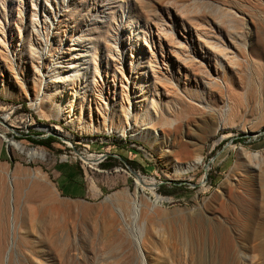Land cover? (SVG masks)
I'll return each instance as SVG.
<instances>
[{
  "label": "rangeland",
  "instance_id": "374dc122",
  "mask_svg": "<svg viewBox=\"0 0 264 264\" xmlns=\"http://www.w3.org/2000/svg\"><path fill=\"white\" fill-rule=\"evenodd\" d=\"M263 165L264 0H0V264H264Z\"/></svg>",
  "mask_w": 264,
  "mask_h": 264
},
{
  "label": "bare ground",
  "instance_id": "6f19581e",
  "mask_svg": "<svg viewBox=\"0 0 264 264\" xmlns=\"http://www.w3.org/2000/svg\"><path fill=\"white\" fill-rule=\"evenodd\" d=\"M146 45V44H145ZM147 47H148V45H147ZM209 49H211V48H209ZM215 51V50H214ZM219 51V50H218ZM152 52H150V54H151ZM66 54V53H65ZM171 54V53H170ZM173 54V53H172ZM171 54V55H172ZM156 55V54H155ZM178 55V54H177ZM87 56V53L86 52H82L80 55H79V60H83V58L84 57H86ZM151 56V55H150ZM173 56V55H172ZM174 56H176V55H174ZM180 56V54L177 56V57H179ZM188 56V55H187ZM186 56V57H187ZM214 56V55H213ZM212 56V57H213ZM218 56V55H217ZM227 56V55H226ZM52 57V56H51ZM65 57V55L63 56L62 55V57L61 58H64ZM180 57H182V56H180ZM186 57L184 58V59H186ZM225 56H222V58H224ZM231 57V56H230ZM75 58V57H74ZM151 58V57H150ZM153 58V57H152ZM165 58V57H164ZM192 58V57H191ZM75 60V59H74ZM77 60H78V58H77ZM150 60H152V59H150ZM150 60H148V61H150ZM157 60V59H156ZM218 60V59H217ZM73 61V60H72ZM153 61V60H152ZM190 61V60H189ZM192 61V60H191ZM202 61V60H201ZM43 62V61H42ZM179 62V61H178ZM185 62V61H184ZM203 62V61H202ZM153 63H155V62H153ZM182 63H183V60H182ZM181 63V64H182ZM40 64V63H39ZM152 64V63H151ZM156 64V63H155ZM60 65V64H59ZM34 66V65H33ZM42 66H44V65H42ZM78 65H77V63H76V61H73V62H71V64L70 65H61L60 67H59V70H58V75H56L54 78H53V80L51 79V82H50V84L51 83H58V85L59 84H64V83H66V82H68L69 81V76L71 75L70 73L71 72H73V69H75L76 67H77ZM191 66V65H190ZM189 66V67H190ZM37 67V66H36ZM36 67H34V69H36ZM180 67V66H179ZM191 68V67H190ZM220 68H221V70H219V71H216L215 73H210L209 72V70L208 71H206L207 72V75H206V77L205 76H202V73H200L201 74V76L203 77V78H205L206 79V81H205V86H221V84H224V83H226L227 81H228V78H227V74H226V70H225V67H224V65H220ZM43 69H45V68H43ZM155 69V68H154ZM187 69V68H186ZM32 70V69H31ZM155 71V70H154ZM36 72H37V70H36ZM33 73V72H32ZM46 73H47V71H46ZM158 73V72H157ZM162 74V73H161ZM34 75H35V72H34ZM166 75V74H165ZM197 75V74H196ZM159 76V75H158ZM163 76H164V74H163ZM170 76V75H169ZM168 77V76H167ZM167 77L165 76V77H163V79L164 80H166L167 79ZM153 78L154 79H158L157 78V76H156V74H155V72H153ZM166 78V79H165ZM160 79V78H159ZM36 80V79H35ZM161 80H162V78H161ZM159 81L160 82V84L163 82V81ZM170 80V79H169ZM154 81V80H153ZM167 81V80H166ZM194 81V80H193ZM203 81V80H202ZM35 82H37V81H35ZM49 82V81H48ZM165 82V81H164ZM163 82V83H164ZM153 83V82H152ZM169 83H170V81H169ZM168 83V84H169ZM160 84H158V85H160ZM167 84V83H166ZM165 84V85H166ZM203 84V83H202ZM57 85V86H58ZM65 85V84H64ZM154 85V84H153ZM164 85V86H165ZM167 86V88H169L168 87V85H166ZM170 86V85H169ZM199 86V85H198ZM153 87H155V86H153ZM162 87H163V85H162ZM207 88V87H206ZM67 89V88H66ZM65 89V90H66ZM166 90V88L164 89V91ZM56 91H58L57 89H56ZM63 91V90H62ZM68 91V90H67ZM154 91H155V89H154ZM165 92H167V91H165ZM67 93V92H66ZM171 93V92H170ZM56 95H58V93L56 94ZM56 95L54 96V97H56ZM152 108H154V107H152ZM155 112V111H154ZM126 113V112H125ZM126 115V114H125ZM124 117V116H123ZM40 128H43L46 132H53L54 131V129L53 128H51V127H45V126H40ZM124 132V131H123ZM172 144V143H171ZM11 145H15V143H11ZM200 148V147H199ZM201 149V148H200ZM21 151H23L22 149H21ZM243 152V151H242ZM246 152V151H245ZM30 156H34V154H29ZM243 155H244V157H245V159H246V157L247 158H249L250 157V154L249 155H247L246 153H243ZM257 156V155H256ZM84 159H86V158H84ZM90 159V158H89ZM100 159V157L97 159V161ZM200 161H201V155H200V151H199V153L198 154H196V156H195V158L194 159H192V161H190V162H187V163H185V164H183L182 166H178V165H176L175 166V172L176 173H187V172H190V171H193L194 169H196V167L199 165V163H200ZM257 168V167H256ZM253 169H255V167H253L252 165H247L246 166V170H245V175H246V178L247 177H251L252 176V173H253ZM261 169V168H260ZM260 171H262V173H263V175H262V178H261V181H260V184H259V186H260V188H264V165L262 166V170H260ZM259 182V181H258ZM202 184H204V183H202ZM54 197V199L56 200V197L55 196H53ZM57 201V200H56ZM222 207L223 206H221V210H222ZM50 210H49V212L51 213V214H53V215H59V214H61L60 212H61V208L59 207V206H53V207H51V208H49ZM192 228H193V232L195 233V235H196V237H202V235H203V231L205 230V229H207L208 230V235H209V237L211 238V239H213V240H217V239H220V242H219V246H220V250H221V252H224L225 251V249H228V248H230V247H234L235 246V240H237V237L235 236V234H233L232 233V231H229L228 229H220L218 226H215L213 223H211L210 221H208V219H197L196 221H195V223L192 225ZM261 230H259V231H257V232H255L254 234H247V233H243V234H239V237H238V239H240V240H242V241H247V245L246 246H242V245H240L239 246V249L237 250V252H238V256L239 257H241V259L244 261V260H249L251 263H255V261L257 260V259H259V257L260 258H262V255H263V249H262V244H260V243H258V241H259V239H260V237L262 238V228H260ZM225 235H226V238H224L223 239V237H225ZM264 236V235H263ZM221 237H222V239H221ZM260 242V241H259ZM262 243V242H261ZM264 243V242H263ZM249 264V263H248Z\"/></svg>",
  "mask_w": 264,
  "mask_h": 264
},
{
  "label": "trees",
  "instance_id": "16d2710c",
  "mask_svg": "<svg viewBox=\"0 0 264 264\" xmlns=\"http://www.w3.org/2000/svg\"><path fill=\"white\" fill-rule=\"evenodd\" d=\"M34 142L38 143V144H41V145H44V146H46V145L49 146L51 144V142H53V140H51V139L42 140V141L34 140ZM77 172H78V174L80 176H83V171H82V169L80 168L79 165H77Z\"/></svg>",
  "mask_w": 264,
  "mask_h": 264
},
{
  "label": "water",
  "instance_id": "95a60500",
  "mask_svg": "<svg viewBox=\"0 0 264 264\" xmlns=\"http://www.w3.org/2000/svg\"><path fill=\"white\" fill-rule=\"evenodd\" d=\"M107 156H108L107 154L101 155V156H100V159H99L98 161H100V160H101V161L104 160L105 158H107Z\"/></svg>",
  "mask_w": 264,
  "mask_h": 264
},
{
  "label": "built area",
  "instance_id": "2783aa9c",
  "mask_svg": "<svg viewBox=\"0 0 264 264\" xmlns=\"http://www.w3.org/2000/svg\"><path fill=\"white\" fill-rule=\"evenodd\" d=\"M101 156V155H100Z\"/></svg>",
  "mask_w": 264,
  "mask_h": 264
}]
</instances>
